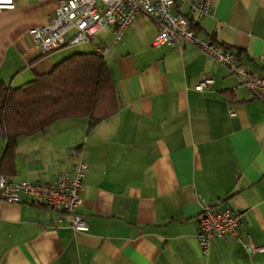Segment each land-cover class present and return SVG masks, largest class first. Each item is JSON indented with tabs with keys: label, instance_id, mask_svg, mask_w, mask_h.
Instances as JSON below:
<instances>
[{
	"label": "crops",
	"instance_id": "crops-1",
	"mask_svg": "<svg viewBox=\"0 0 264 264\" xmlns=\"http://www.w3.org/2000/svg\"><path fill=\"white\" fill-rule=\"evenodd\" d=\"M58 1L10 0L0 10V81L22 86L70 56V48L39 56L28 34L51 22ZM213 3L194 21L197 38L230 47L264 75V0ZM157 32L137 15L119 42L106 28L75 46L106 51L117 113L90 130L87 119H62L19 138L7 178L50 183L83 161L88 230L27 198L0 201V264H264V252L245 249L247 235L264 246V104L196 48L154 47ZM200 77L213 80L202 92L194 90ZM4 147L0 138V154ZM205 204L244 212L240 238L213 241L206 254L196 240Z\"/></svg>",
	"mask_w": 264,
	"mask_h": 264
},
{
	"label": "built area",
	"instance_id": "built-area-1",
	"mask_svg": "<svg viewBox=\"0 0 264 264\" xmlns=\"http://www.w3.org/2000/svg\"><path fill=\"white\" fill-rule=\"evenodd\" d=\"M187 7L185 13L178 5ZM10 0H0V10L11 7ZM213 0H59L49 24L28 30L35 51L47 56L62 48L88 44L104 29L112 31L114 43L121 40L137 15L153 21L158 32L153 38L154 47L190 45L211 61L223 66L238 80V85L253 93L264 104V75L248 71L229 49L207 40L198 39L193 25L195 20L210 16ZM105 56V50H97ZM213 84L209 77H200L194 90L202 92ZM234 115V112H230ZM87 165L78 160L70 170L63 171L50 183L13 181L0 174V201L19 204L23 199L43 204L57 215L59 223L76 232H86L88 226L81 214L80 192ZM244 212L205 204L198 215L197 243L207 253L213 241L238 240ZM248 253L264 252V246H255L246 236Z\"/></svg>",
	"mask_w": 264,
	"mask_h": 264
},
{
	"label": "trees",
	"instance_id": "trees-1",
	"mask_svg": "<svg viewBox=\"0 0 264 264\" xmlns=\"http://www.w3.org/2000/svg\"><path fill=\"white\" fill-rule=\"evenodd\" d=\"M118 102L117 87L97 52L74 53L19 87L0 81V138L5 141L0 174L15 175L19 138L41 133L62 119H87L90 130L116 114Z\"/></svg>",
	"mask_w": 264,
	"mask_h": 264
},
{
	"label": "rangeland",
	"instance_id": "rangeland-1",
	"mask_svg": "<svg viewBox=\"0 0 264 264\" xmlns=\"http://www.w3.org/2000/svg\"><path fill=\"white\" fill-rule=\"evenodd\" d=\"M80 46V45H79ZM78 49L79 50H82V49H84V47H71L70 49H68L69 51H71V54H69V55H72V54H74V51H78ZM68 57V56H67Z\"/></svg>",
	"mask_w": 264,
	"mask_h": 264
}]
</instances>
